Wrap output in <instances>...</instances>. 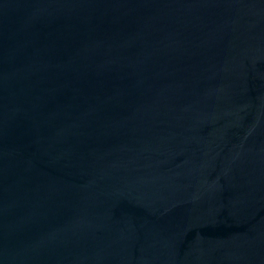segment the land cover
Masks as SVG:
<instances>
[{"label":"water","instance_id":"95a60500","mask_svg":"<svg viewBox=\"0 0 264 264\" xmlns=\"http://www.w3.org/2000/svg\"><path fill=\"white\" fill-rule=\"evenodd\" d=\"M0 264H264V0H0Z\"/></svg>","mask_w":264,"mask_h":264}]
</instances>
